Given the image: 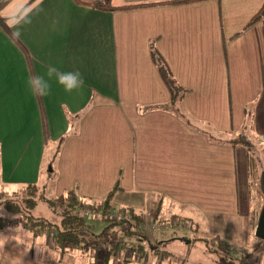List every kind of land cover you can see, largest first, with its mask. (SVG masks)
Returning a JSON list of instances; mask_svg holds the SVG:
<instances>
[{"label":"crops","instance_id":"obj_1","mask_svg":"<svg viewBox=\"0 0 264 264\" xmlns=\"http://www.w3.org/2000/svg\"><path fill=\"white\" fill-rule=\"evenodd\" d=\"M28 1L13 0L2 16L8 25L24 13L31 19L11 29H20L35 75L52 65L78 70L84 79L71 92L53 80L51 93L43 96L53 140L69 129L64 108L80 112L98 92L80 131L62 147L51 194L77 187L80 196L101 200L120 180L123 193L118 197L142 195L157 205L163 198V204L168 200L185 208L186 216L192 208L199 218L236 222L249 217L256 202L261 210L264 194L254 195L249 183L247 150L210 142L192 120L220 134L238 132L253 118L264 140V17L246 29L264 0H204L115 11L73 0H37L21 12ZM157 1L162 0L111 3ZM152 41L189 91L185 108L192 127L169 111L146 110L171 97L154 63ZM29 76L25 54L0 27L5 186L41 183L48 165L39 100L27 87ZM2 239L0 264H41L11 235ZM150 239L143 253L126 252L131 259L125 264H154L148 255L161 249L153 234Z\"/></svg>","mask_w":264,"mask_h":264},{"label":"trees","instance_id":"obj_2","mask_svg":"<svg viewBox=\"0 0 264 264\" xmlns=\"http://www.w3.org/2000/svg\"><path fill=\"white\" fill-rule=\"evenodd\" d=\"M13 0L0 1V27L12 39L13 30L9 27L7 21L3 18V10ZM37 0H29L23 7L21 12L25 11ZM76 4L87 6L92 9L102 11H115V10H130L145 7H152L157 5H185L204 0H162L157 2H142V3H129L125 5H113L111 0H73ZM264 17V4L257 14L253 16L246 29L255 23L259 22ZM15 44L25 54L31 75H35L32 56L27 46L19 39ZM151 52L154 63L156 64L160 76L170 92V100L166 104L152 105L146 110L162 109L169 111L183 120L188 126H191L190 119H188V112L185 108V99L188 90L184 88L172 70L168 66L165 59L156 48L155 41L151 43ZM98 92L94 91L92 98L87 108L80 112L73 113L67 108H64L65 114L69 121L68 131L60 136L58 139L53 140L50 133V127L46 109L43 102V97H38L39 107L42 117L44 147L46 153L49 150L50 154L47 155V164H51L52 170H46L47 174L43 176L42 182L26 183L19 185L20 189L14 191L0 190V239L13 229L11 233L15 239L19 237V243L28 251L31 260L39 263H45L54 257L58 258L60 264L70 263L78 260L82 264H111V252L118 251L127 252L126 242L110 241L106 243H99V241L89 237L88 229L92 225L88 224V214L96 216L97 219L109 221L111 224H128L125 231L127 235L135 234L140 239L146 240L148 244H142L138 247L131 248L134 251L148 250L149 243L151 244L150 236L145 232V218L143 214L137 213L133 207L122 210L125 216H118L114 218L115 212V199L119 192L123 191L121 181L118 180L109 194L101 200L93 198L82 197L78 193V188L75 187L61 195H48L50 186L57 179V172L55 171V164L61 153L62 147L66 139L71 135H76L80 131V122L86 111L96 103ZM249 109L246 108L248 113ZM252 117L249 113V117ZM251 118L249 122L243 125L238 131H231L218 134L213 127L207 124L203 129H197L199 132L205 134L208 140L215 144L230 145L232 147L242 146L247 150L248 155V174L249 183L253 189L254 195L263 197L261 189V177L264 175V140L255 131L254 122ZM211 131V132H210ZM5 185L2 179V156L0 144V186ZM254 201V199H253ZM39 202H45L50 208L56 209L58 215L54 220H48L40 214L35 215L34 209ZM163 206V198L160 199L157 210L152 216V222H157L159 212ZM121 211V210H120ZM191 219L190 216L173 214L170 217L172 225L179 224L182 221ZM17 233V234H16ZM218 237V236H217ZM22 241V242H21ZM258 243L264 240L257 238ZM147 245V246H145ZM50 249V255L46 253ZM257 250V249H255ZM122 252L118 254L121 256ZM147 253V252H146ZM163 253V254H161ZM161 254V258L165 257V252L157 251ZM251 252L244 254L240 259H245ZM123 258V256L121 257ZM125 263L127 260L123 259ZM80 263V262H79ZM81 264V263H80Z\"/></svg>","mask_w":264,"mask_h":264},{"label":"rangeland","instance_id":"obj_3","mask_svg":"<svg viewBox=\"0 0 264 264\" xmlns=\"http://www.w3.org/2000/svg\"><path fill=\"white\" fill-rule=\"evenodd\" d=\"M113 1L121 2L122 0ZM192 122L199 129L205 128L203 125L199 126V124L193 120ZM46 154L49 155L50 151L48 150ZM50 165L45 166L42 176L47 174V169L50 170ZM3 189L14 191L20 189V186H0V190ZM121 193L123 192H119L118 195ZM48 195L53 196L50 191ZM118 195L114 203L115 208H117L115 212H113L115 214L114 218L125 216L126 212L123 210L133 207L137 213L143 214L145 226L152 225H150V231L147 235L150 236L153 234L155 237L154 240L160 246V252H165V257L163 259L161 258V254H157V252L154 251L148 255L153 257L151 261H153L154 264H264V242L258 243L257 237L254 235V227L258 221L260 210L257 202L253 205L249 217L240 219L236 222H215L207 220L206 218H201V216L199 218L195 210L187 208L189 212L188 216H190L191 219L172 225L170 217L173 214L186 216L187 212L185 208L178 207L173 202L164 200L157 222H152V216L158 207L157 203L147 202L142 195H124L122 197H118ZM262 200L264 201V198H261L260 201ZM55 211L56 209L50 208L45 202H39L34 209L35 215L40 214L48 220L56 219L58 215ZM88 224L92 225L87 230L89 237L99 241L101 244L110 241L126 242L128 247L127 252H129L131 248H136L143 244H141V242L144 241V239H140L135 234L127 235L125 233L126 229L129 228L126 223L113 225L109 221L97 219L96 216L89 213ZM9 231L10 232H7L5 235L14 233L13 229ZM146 243L148 244L147 240ZM122 250L123 249H121V251L119 250V252H122ZM119 252L114 250L111 252V264H125L123 259H131L130 257L128 258L126 252H122L121 256L118 254ZM249 252L252 254H249L245 259H240L241 256ZM46 253L50 255L49 257L53 258L50 249L46 251ZM122 256L123 258H121ZM46 260L48 261L41 264H60L57 257H54L52 262L47 258ZM79 262L82 264L81 261ZM79 262L78 260L73 262L70 261L72 264H80Z\"/></svg>","mask_w":264,"mask_h":264},{"label":"clouds","instance_id":"obj_4","mask_svg":"<svg viewBox=\"0 0 264 264\" xmlns=\"http://www.w3.org/2000/svg\"><path fill=\"white\" fill-rule=\"evenodd\" d=\"M30 11V9H29ZM30 24L31 19L27 17V13L19 18L13 17L9 21V27H15L21 23ZM13 42L18 41L21 36V31L17 28L11 34ZM55 80L58 84L62 85L67 92L79 89L84 85L82 74L77 71H61L57 67L49 65L47 71L43 75L29 76L26 84L31 93L35 96L43 97L49 95L52 90V81ZM19 241V237H16ZM22 242V241H21ZM5 245V240L0 239V249Z\"/></svg>","mask_w":264,"mask_h":264},{"label":"water","instance_id":"obj_5","mask_svg":"<svg viewBox=\"0 0 264 264\" xmlns=\"http://www.w3.org/2000/svg\"><path fill=\"white\" fill-rule=\"evenodd\" d=\"M50 166V170H51ZM261 189L264 194V175L261 177ZM254 234L257 238L264 240V204L261 207L259 216H258V221L257 225L254 229Z\"/></svg>","mask_w":264,"mask_h":264},{"label":"built area","instance_id":"obj_6","mask_svg":"<svg viewBox=\"0 0 264 264\" xmlns=\"http://www.w3.org/2000/svg\"><path fill=\"white\" fill-rule=\"evenodd\" d=\"M150 225H151V224H150ZM150 225L144 227L145 232H149V231H150ZM151 226H152V225H151Z\"/></svg>","mask_w":264,"mask_h":264}]
</instances>
